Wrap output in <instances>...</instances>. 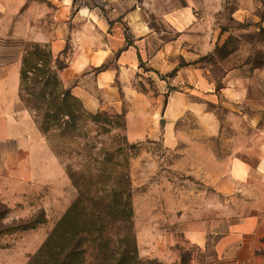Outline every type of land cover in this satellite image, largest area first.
Returning <instances> with one entry per match:
<instances>
[{"label":"rangeland","instance_id":"rangeland-1","mask_svg":"<svg viewBox=\"0 0 264 264\" xmlns=\"http://www.w3.org/2000/svg\"><path fill=\"white\" fill-rule=\"evenodd\" d=\"M72 11L61 60L79 44L116 50L82 79V105L98 121L47 138L69 185L20 189L1 203L0 264H28L80 191L105 196L118 172L132 213L107 226L116 257L134 246L139 264H264V0H74ZM104 72L114 75L99 88ZM21 110L35 115L22 98ZM169 120L175 147L164 141ZM128 121L162 133L132 141ZM235 156L252 169L243 183L229 176Z\"/></svg>","mask_w":264,"mask_h":264},{"label":"crops","instance_id":"crops-1","mask_svg":"<svg viewBox=\"0 0 264 264\" xmlns=\"http://www.w3.org/2000/svg\"><path fill=\"white\" fill-rule=\"evenodd\" d=\"M73 2L74 0H0V204L9 203L20 189L29 192L41 187L59 189L70 184L61 159L37 127L35 116L29 110H21V70L23 55L30 43L50 44L55 55L61 53L65 41L61 23L77 19L72 16ZM82 11L81 15L84 14ZM74 44L77 45L76 42ZM112 51L116 50L103 42L85 43V46L79 44V49L69 59L64 73L70 76L63 75V82L83 102L89 95L85 81L82 80L87 77L85 71L95 60H108ZM113 75L110 72L101 74L97 80L99 88L106 87ZM77 78L81 82L76 84ZM246 100H250L248 95ZM174 111L170 107L169 112ZM23 112L27 122L25 126L19 120ZM128 124L129 138L135 142L147 135L156 138L162 133L156 129L153 132V128L146 127L145 122L134 124L128 121ZM174 124L173 120H169L163 131L164 141L169 147H175L179 142V133ZM251 172L249 163L234 157L229 171L231 179L243 183L248 180ZM182 215L186 216V211Z\"/></svg>","mask_w":264,"mask_h":264},{"label":"trees","instance_id":"trees-1","mask_svg":"<svg viewBox=\"0 0 264 264\" xmlns=\"http://www.w3.org/2000/svg\"><path fill=\"white\" fill-rule=\"evenodd\" d=\"M127 42L128 47L131 43ZM139 59L142 60L140 55ZM67 66L59 56L54 57L50 44L30 43L23 55L21 98L35 113L39 130L48 139L50 132L59 126L72 130L88 119L98 121L86 112L82 100L60 79L58 70ZM116 175L120 181L127 179V174L122 172ZM70 176L74 180L72 173ZM120 181L105 196L93 197L81 190L78 200L69 207L28 264H139L134 246L116 257L119 253L111 249L113 239L106 234L113 219L121 216L122 221H126L132 213L129 189L121 187ZM31 225L19 224L18 228L24 230ZM123 240L129 238L125 236ZM90 250L96 253L91 254Z\"/></svg>","mask_w":264,"mask_h":264}]
</instances>
